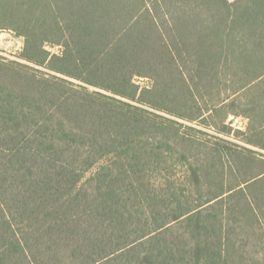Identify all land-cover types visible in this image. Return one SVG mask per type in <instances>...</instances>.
I'll use <instances>...</instances> for the list:
<instances>
[{"label":"trees","instance_id":"16d2710c","mask_svg":"<svg viewBox=\"0 0 264 264\" xmlns=\"http://www.w3.org/2000/svg\"><path fill=\"white\" fill-rule=\"evenodd\" d=\"M4 30L0 264H264V123H226L264 0H0Z\"/></svg>","mask_w":264,"mask_h":264},{"label":"rangeland","instance_id":"374dc122","mask_svg":"<svg viewBox=\"0 0 264 264\" xmlns=\"http://www.w3.org/2000/svg\"><path fill=\"white\" fill-rule=\"evenodd\" d=\"M23 45H24V40L22 37L17 36L16 34H14L9 30H4L0 32V55L8 58L18 59V56L22 51ZM49 50L51 52H58L59 47L58 46L52 48L49 47ZM136 80L138 84H140L141 86H144L149 82L148 79H144V78H140V79L137 78ZM260 88L262 91V87ZM260 94L257 93L256 89L241 91L236 96V103L238 106L235 107V109L239 112V117H235L231 115L226 121V123L232 122V125L235 129L244 132L245 134L244 136L254 137L252 134L254 132L249 131V128H247L248 123L249 124L251 123V119L259 123H264V117L260 116L261 111H257L262 105L264 109V100L262 101V103L258 108H256L257 104L253 103V100L257 97V95ZM254 109H255V115H254ZM225 113L226 110L222 111L218 116L210 119V121L212 123L221 124V122L224 120ZM209 130L212 131L211 129H208V131ZM238 136H240V134H238ZM244 136L243 138H245Z\"/></svg>","mask_w":264,"mask_h":264}]
</instances>
